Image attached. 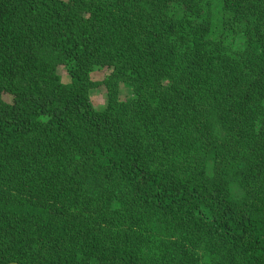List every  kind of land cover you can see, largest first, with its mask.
<instances>
[{"label":"trees","instance_id":"obj_1","mask_svg":"<svg viewBox=\"0 0 264 264\" xmlns=\"http://www.w3.org/2000/svg\"><path fill=\"white\" fill-rule=\"evenodd\" d=\"M147 218L264 264V0H0V264H155Z\"/></svg>","mask_w":264,"mask_h":264},{"label":"rangeland","instance_id":"obj_2","mask_svg":"<svg viewBox=\"0 0 264 264\" xmlns=\"http://www.w3.org/2000/svg\"><path fill=\"white\" fill-rule=\"evenodd\" d=\"M224 46L225 47H222L221 51L224 54L223 56L226 57L238 56L239 52L243 48L242 41L237 35L231 36L227 40V43L224 44ZM58 72L61 74L62 80L64 82H68L70 80L63 67H59ZM109 72V67L102 66L96 70L91 71L90 73L91 79L94 82L99 83V85L94 86L90 90V98L96 108H102L106 105L107 88L105 84H103V82ZM117 93L118 100L122 101L132 96L133 90L124 82H120L117 87ZM3 98L6 101H11V95L8 93H4ZM133 219L134 218H132V220ZM163 227H158L155 222H152V220L148 218L147 220H139L137 224L139 234L142 235L140 238L144 242L143 252L155 264L158 263V260L161 258V256L163 257L165 255L164 249L166 247V243L170 241L169 238H171V236L167 237V234L165 232L166 228ZM195 256L200 264H206L208 260V245L205 241H202L200 243V246L198 247V249H196Z\"/></svg>","mask_w":264,"mask_h":264}]
</instances>
